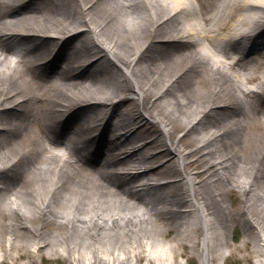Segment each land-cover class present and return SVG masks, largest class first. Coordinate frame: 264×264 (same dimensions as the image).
<instances>
[{"label": "bare ground", "instance_id": "1", "mask_svg": "<svg viewBox=\"0 0 264 264\" xmlns=\"http://www.w3.org/2000/svg\"><path fill=\"white\" fill-rule=\"evenodd\" d=\"M207 1L214 7L212 12L205 9L204 0H0V136L4 137L0 145V247L10 252L24 250L18 254L23 257L30 254L32 245L40 244L36 251L56 242L67 245L68 234L47 233L46 226L72 225L82 232L103 227L106 234H92V264H128L110 250L105 257L108 250L101 241H106V235H123L121 246L130 249L135 241L131 235L144 230L148 215H159L160 225L166 227L176 225L172 214L179 216L182 221L176 226L184 232L189 231L184 225L195 222L188 218L191 215L198 218V223L191 224L194 239L204 230L202 264H211L210 250L219 245H212L209 234L223 233H219L221 226L211 205L225 210L220 198L234 191L245 197L239 215L264 241V222L249 212L264 211V57H255L264 54V0ZM146 27L158 29V55H162L158 69L175 70L169 82L158 86V93L136 78L143 48H138L127 65L117 58L115 49L125 42L123 36L139 34ZM153 42L150 38L149 45ZM164 61L168 63L159 66ZM113 65L123 73L118 71L114 79L118 81L116 92L126 83L132 89L129 99H115L112 91L81 104L79 94L98 91L96 75L103 79L105 69ZM130 98L140 104L139 111L125 105ZM200 101L206 102L205 107ZM162 104L170 112L160 117L157 107ZM91 105L107 108L108 113L85 124L82 116L92 111L84 107ZM115 115L117 125L108 122ZM148 125H158V133L146 144H158L159 158L168 157L156 168L178 174L179 179L158 183L145 177L153 170L151 166L133 172L129 156L142 147L138 131ZM182 126H187L185 133L177 135ZM109 127L112 148L95 154L122 164L121 170L114 171L116 175H144L133 188L144 196L139 202L147 207L136 214L116 207L107 210L110 203L106 199L121 197V188L115 189L108 177L91 175L92 159L77 152L81 140H94L88 136L90 131ZM119 129L123 131L116 134ZM95 139L102 144L109 139L108 132ZM21 140L29 149L11 157L10 146ZM126 142L132 144L130 152L122 149ZM86 179H93L90 187ZM34 181L41 185L38 192L30 186ZM169 183L173 190L158 196L165 210L158 211L163 208L159 204L151 206L153 201L145 202L148 188ZM79 188L83 197L78 199ZM90 192L100 196L96 199ZM87 201L97 206L92 215L80 211ZM33 221L41 223L32 226ZM259 247L264 257V244ZM78 248L76 243L65 247L76 252ZM218 251L219 260H224L228 244H221Z\"/></svg>", "mask_w": 264, "mask_h": 264}, {"label": "rangeland", "instance_id": "2", "mask_svg": "<svg viewBox=\"0 0 264 264\" xmlns=\"http://www.w3.org/2000/svg\"><path fill=\"white\" fill-rule=\"evenodd\" d=\"M205 4V9H207L208 12H212L214 7L209 6V2L207 0H204ZM198 5V4H196ZM147 30L141 31L139 34H135L131 32V36L127 37L126 35L123 36L125 42L119 43L118 46H115L116 51L118 50V55L117 58L120 59L122 62H124L126 65L128 64L129 60L133 58L134 54L136 53L138 48H143L140 54L144 56V59H140L138 68V72L136 74L137 80L141 81L144 84H149L150 88L152 87L155 93H158V86L162 85L163 83L169 82V77L172 76L175 73V70L172 69L171 71L166 70L165 67H162L158 69V58L162 60V55H158V34L156 29L153 31L151 28L146 27ZM158 28V26H157ZM246 28L251 29V27L248 26H243V29L246 30ZM242 29V30H243ZM116 36V34L114 35ZM122 37V38H123ZM150 38H153L155 42L153 44L149 45V40ZM161 39V38H159ZM110 41H113L110 40ZM243 41V40H242ZM114 42V41H113ZM241 42V41H239ZM143 46H154L152 47L154 51H152L150 48L145 50V47ZM141 48V49H142ZM170 53V51L166 52L165 54ZM147 55V56H146ZM235 57H237V54H235ZM261 60L262 57H264V54L259 56H255ZM165 60L169 61V57L165 56ZM245 59V58H244ZM264 60V59H263ZM164 61L165 63L159 65L163 66L166 65L168 62ZM162 62V61H159ZM171 62V61H169ZM172 63V62H171ZM108 67V66H107ZM106 67H104L105 69ZM162 69V70H161ZM97 70V69H96ZM120 70L116 66H109L108 69H105V72H103L102 76L103 79L100 77V75H96L98 80V85H99V90L98 91H90L89 93H81L78 96V101H80L81 104H86L90 99L94 98L97 96V94L100 95V93L103 92H108L112 93V91L116 92V89L118 88L117 82H114V79L119 75ZM121 74H123L121 72ZM161 79V80H160ZM120 81V80H119ZM122 82V81H121ZM97 83V82H95ZM154 83V84H153ZM156 83V84H155ZM162 83V84H161ZM248 86H252L251 84H248ZM130 91H132L131 88L128 87L126 83L121 87L119 92H116L113 97H116L115 99L119 98V96H122L123 98L129 99L128 97L131 96ZM205 94V93H204ZM153 95V94H152ZM128 96V97H127ZM202 96V95H201ZM167 99L170 97L169 95H166ZM204 97V96H203ZM187 98V96H186ZM206 98V97H205ZM131 99V98H130ZM201 99V98H200ZM144 100V99H143ZM157 103L159 102L158 100L156 101ZM202 103V107H205L203 104H206L205 101H200ZM143 103V101H142ZM199 103V102H198ZM128 107L134 108V110L139 111L140 110V104L136 103L134 100H129L125 103ZM139 106V107H138ZM156 106V105H155ZM165 104H162L160 108L157 107L158 114L160 117H163L164 113L170 112V108L167 111V108L164 107ZM93 105L89 107H84L85 108H91L89 113L90 116L88 117H83L81 120H85V124L87 123L88 119H96L97 117H105V114L108 113L107 108H103L102 106L95 105L94 108H92ZM145 107V105H143ZM201 107V108H202ZM125 107H121L123 109ZM139 108V110H138ZM142 108V104H141ZM177 108V109H176ZM175 109L178 112H182L183 108L181 107H176ZM143 109V108H142ZM141 109V110H142ZM14 116V115H13ZM10 116L13 120L16 119V116L13 117ZM7 118H9L7 116ZM102 120V119H101ZM103 121V120H102ZM110 121L111 124L115 123L117 125L118 118L117 116H110L108 119V122ZM140 124V123H139ZM187 126H182L180 127L177 131L176 134L182 136L185 133V128ZM111 128L109 127V130H94L90 131L88 136L93 137V141L91 143H87L84 140H81V143L79 144L80 149L77 150L78 154H83L87 155L88 158L91 160V165L93 167V174L95 176H104L110 178L116 187H120V192L118 193L121 195L119 198H108L107 203H110L109 207L106 206L107 210H113V207L119 208L120 210H126L130 211L133 214H136V212L139 209L144 210L145 209V203H140L139 199L144 198V196L138 191H134L133 186L135 184H139L141 181H143V174H134L135 178L130 175L128 177L123 176V175H116L114 174V171L116 170H121L120 167H122V164L117 163L116 159H113V157L110 156H97L95 154L96 150H106V147H111L113 143H111L112 138L111 136ZM156 130V131H155ZM114 131V130H113ZM112 131V132H113ZM123 130L119 129L118 131H115L116 134H120ZM109 139L102 142L100 144V139H95L98 134L102 136L103 134L107 135ZM142 135V144L145 142L144 145H141L142 147L138 152H134L129 156V159L132 163L133 167V172H138L139 168L141 166H151L150 169H153L151 173L146 172L145 177H150V179H155L156 182L160 181H169V180H174V179H179V177L170 172H164V170L160 167L159 169L156 168L158 165H160L163 161L167 160L168 157L164 156L159 158L158 151L161 149L158 147V144H146L147 141H152L154 138V134L158 133V125L155 127H150L148 126H143L141 129L138 131ZM4 133V132H3ZM7 136L8 134H5ZM11 135L10 137H12ZM7 137V138H10ZM3 136H0V145H4L3 142ZM263 141V140H262ZM24 140H21V144L19 145H11V157L17 156V152H20L23 154V151H26L29 149L27 144L25 143ZM128 145H123L122 149H127L130 152V148L128 146H132V144L129 145L130 142H126ZM134 143V140L132 141ZM261 142H258L257 145H260ZM192 144V143H191ZM191 144L188 146V149H191L192 146ZM256 145V146H257ZM135 146V145H134ZM61 148V147H58ZM16 149V150H15ZM61 152V149H58V153ZM108 152V151H107ZM81 157V156H79ZM143 161V164L140 165L141 162L139 160ZM140 165V166H139ZM142 167V168H143ZM9 173V172H8ZM2 174H0L1 176ZM32 177V176H31ZM1 179V177H0ZM128 179V180H127ZM87 180V181H86ZM84 180L85 182H89L86 185L91 186L90 183L92 180L86 179ZM98 184H100L102 187L105 188L104 184L100 180H96ZM28 183V182H27ZM27 183H24L25 185ZM95 184V183H94ZM30 185H26L27 187ZM0 186H2V183H0ZM31 188L38 192V187H41V185L35 181L30 185ZM30 188V189H31ZM173 188V183H169L168 185L165 186H155L154 188H148L146 191L148 194L147 195V201H153L151 203L152 205H157L158 206V196L162 195L164 192H169ZM147 189V188H146ZM136 190V189H135ZM150 190V193L148 192ZM78 193H75L76 198L83 197L81 188L77 189ZM159 193V194H158ZM94 196L96 199H98V193L94 192L93 194L90 192V194ZM134 196L135 199L129 198L128 196ZM23 197V196H22ZM26 199V197H23ZM160 198V197H159ZM83 199V198H82ZM123 199L125 201H123ZM127 199V200H126ZM224 202V208L225 210L222 209H217L214 208L216 206H212V210L216 213L217 216V221L219 222L221 226V230L219 233L223 231L222 234L218 235H212L209 234L211 239H212V245L217 243V245H226L228 244V252L226 254L225 259L219 260L218 258V249L217 248L211 249L209 253V258H210V263L211 264H261L264 263V257H261L260 252L257 250L260 248L259 246H263L264 241H260L258 234L254 233L252 230H250L247 222L244 221V219L239 215V211L242 210V207L244 205V199L245 197L239 192H232V193H227L226 195L222 196L220 198ZM132 200V201H131ZM24 202L29 201V200H23ZM85 201V200H84ZM83 201V202H84ZM129 203L128 207L124 202ZM142 202V201H141ZM112 203V204H111ZM1 205V204H0ZM2 206V205H1ZM96 204L91 205V203L88 204V201L85 203H82L80 205V211L82 212V215H92L93 212H95ZM147 207V206H146ZM158 207H163L158 209V211H163L166 209V206L162 203L159 204ZM111 208V209H110ZM250 214H252V218L258 220L259 222H264V211H256L255 213L250 210ZM150 216L149 219L145 220L143 222V227L144 230L137 231L138 234L131 235L130 239L134 237L133 240L134 242L131 241V246L129 248H123L121 245L123 243V235H114L110 234L112 236L106 235L105 242L103 240L101 241V245L104 246V249H107L108 252L104 255L105 257H109V250L114 254H116L117 257L121 259H126L128 260V264L135 263V264H202L203 260V255H202V250H203V238H204V230H200L198 232V238L194 239V230L191 229L194 225L191 226L193 223H198V218L193 216L191 218V215H188L189 219L195 220V222H191V224H186L183 227L184 229L189 228L188 232H184V230H180V227H177L176 225L179 224V222L182 221V219L179 216H173V221L176 225L174 226H164L160 225L162 222L161 217L156 214L154 215H148ZM184 217V216H183ZM40 221H33L31 224L32 226H37L40 224ZM126 224V223H125ZM120 227H117L116 230L114 229V232L117 233L118 229ZM137 228V227H136ZM98 227H95V229H91V231H84L82 232L80 229L69 225L66 226L64 225L63 227L56 228L52 225L46 226L45 231L47 233H53L55 232L56 235H63L66 236L68 234V238H66L65 243L67 245L62 246L61 243H55V245L51 246L50 248L46 249H40L39 251L37 250V247L40 246V244H36V246L32 245L31 252L28 256H18L21 252L24 250H17V249H12L11 252L9 250H6L5 248L0 247V264H92L94 261L93 259V254L91 252L92 250V244L94 243V240L92 238V234H95L96 231L98 233H104L106 234L107 232L103 227H100L99 230ZM228 231V232H227ZM264 232H262L263 234ZM55 235V236H56ZM264 235V234H263ZM54 236V237H55ZM107 237H112V238H107ZM61 238V237H60ZM63 239V238H62ZM127 241H130L129 239ZM71 243L73 244H79L80 249L78 248V252L76 250L69 251L66 250L65 247L70 245ZM133 243V244H132ZM119 249H118V247ZM115 246L117 247V251L114 250ZM91 248V249H90ZM20 252V253H19ZM264 253V250H263Z\"/></svg>", "mask_w": 264, "mask_h": 264}]
</instances>
